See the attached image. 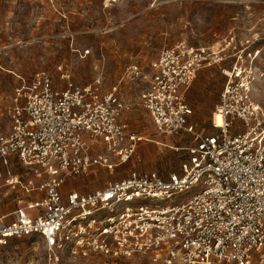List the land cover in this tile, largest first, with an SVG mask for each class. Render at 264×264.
<instances>
[{
  "label": "built area",
  "instance_id": "1",
  "mask_svg": "<svg viewBox=\"0 0 264 264\" xmlns=\"http://www.w3.org/2000/svg\"><path fill=\"white\" fill-rule=\"evenodd\" d=\"M224 50L178 42L146 69L130 65L126 76L142 84L136 103L103 91L100 78L59 88L39 70L22 80L6 108L8 131L0 130V181L28 199L12 220L0 217V244L39 235L55 260L64 245L113 258L147 256L154 264H248L264 257V70L255 52ZM229 57L220 69L214 131L199 133L186 93L201 68ZM134 104L158 133L192 136L189 166L166 178L132 169L100 189L64 192L67 180L98 166L113 171L133 156L143 140L125 119ZM14 164L31 176L15 173ZM193 187L191 196L172 203Z\"/></svg>",
  "mask_w": 264,
  "mask_h": 264
},
{
  "label": "rangeland",
  "instance_id": "2",
  "mask_svg": "<svg viewBox=\"0 0 264 264\" xmlns=\"http://www.w3.org/2000/svg\"><path fill=\"white\" fill-rule=\"evenodd\" d=\"M178 42L209 52L225 48L227 55L233 46L249 49L264 70V0H0V130L8 131L5 112L14 89L39 70L59 88L67 80L84 85L100 78L103 91L114 90L121 99L136 103L142 84L126 76L127 68L137 64L146 69L163 48ZM230 59L200 69L206 72L207 102L191 104L199 133L214 131L212 111L218 101L214 92L220 91L224 82L220 69ZM125 119L143 136L133 156L113 171L98 166L65 190L100 189L132 169L154 170L166 178L189 166L187 148L194 143L190 134L158 133L146 110L136 104ZM214 120L217 125V114ZM13 171L31 176L18 164ZM196 190L175 196L172 203ZM27 199L26 193L0 181V217L8 214L6 220H11L10 213ZM55 254L58 260L39 235L0 244V264L155 263L147 256L113 258L70 245ZM248 264H264V257L255 255Z\"/></svg>",
  "mask_w": 264,
  "mask_h": 264
},
{
  "label": "crops",
  "instance_id": "3",
  "mask_svg": "<svg viewBox=\"0 0 264 264\" xmlns=\"http://www.w3.org/2000/svg\"><path fill=\"white\" fill-rule=\"evenodd\" d=\"M205 77H206V72L204 70L201 71V72L199 71L197 76H196V78L194 79L192 85L190 86L189 90L187 91L186 98H187L188 104L190 106H191V104H193L196 107V106H199V104L202 103V102H205V101L207 102L208 90L206 88ZM221 88H222V86H221ZM221 88H220V90H221ZM214 93L218 94V96H219L220 91L216 90ZM213 112H214V110L212 111V117H213ZM191 121H192V117H191ZM96 168H98V167H93L92 169H90L89 172L94 171V169H96ZM81 176H83V175H81ZM81 176H78V177L71 178V179L67 180L66 183L63 185L62 190L64 192L70 191V190H75V191H78V192H82V191H79V190L74 189V188L69 189V190H65V187L68 184L72 183L74 180L79 179ZM88 192H90V191H88ZM10 214L12 215V212ZM7 216H9V215L7 214V215H3L1 217H4V220H6ZM11 220H12V218H11ZM6 221H10V220H6Z\"/></svg>",
  "mask_w": 264,
  "mask_h": 264
},
{
  "label": "bare ground",
  "instance_id": "4",
  "mask_svg": "<svg viewBox=\"0 0 264 264\" xmlns=\"http://www.w3.org/2000/svg\"><path fill=\"white\" fill-rule=\"evenodd\" d=\"M217 116H218V118H219V121H218L217 125H220V124H221V121H222V118H221V116H219L218 114H217Z\"/></svg>",
  "mask_w": 264,
  "mask_h": 264
}]
</instances>
